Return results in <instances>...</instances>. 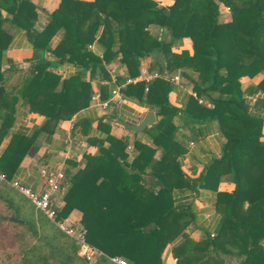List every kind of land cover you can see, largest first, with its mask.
Returning <instances> with one entry per match:
<instances>
[{
	"label": "trees",
	"instance_id": "trees-1",
	"mask_svg": "<svg viewBox=\"0 0 264 264\" xmlns=\"http://www.w3.org/2000/svg\"><path fill=\"white\" fill-rule=\"evenodd\" d=\"M219 4L228 8L230 20H219ZM36 8L31 0H0V55L9 44L4 28L9 21L26 31L37 50L48 49L50 39L61 31L51 51L59 62H70L79 70L61 80L51 69L55 62L40 58L12 95L0 75V140L19 97L29 111L44 116L32 137L11 136L0 156V171L11 178L37 133L52 132L60 120L88 107L91 81L109 79L104 62L120 55L127 77L135 78L140 58L160 53V72L190 67L198 72L193 85L198 95L218 92L209 98L212 107L190 95L183 109L173 106L168 100L172 85L162 76L126 84L125 97L154 107L160 117L144 129L149 143L135 139L134 155L128 160V138L108 134V146L100 141L98 153H86L82 167L65 172L70 185L58 217L81 211L86 240L105 259L92 264H112L108 258L115 255L131 264H163L161 255L174 241L176 264H223L226 254L243 256L239 264H264V78L244 91L239 81L264 72V0H173L167 8L158 7L155 0H60L39 31L33 28ZM153 24L166 30L171 40L186 38L191 52H173L171 41L149 31ZM93 41L103 47L102 57L88 50ZM258 93L262 96L250 104L249 97ZM177 116L189 125L192 136L205 135L197 124L216 120L225 137L221 157L198 180L186 176L178 161L184 148L176 140ZM89 124L81 119V131ZM98 125L107 128L100 121ZM224 173L232 174L231 192L217 191ZM198 185L216 190L220 219L213 235L203 230L202 238L194 240L186 231L194 224V207L185 193L190 191L193 198ZM0 264L89 263L77 255L72 239L25 197L0 183Z\"/></svg>",
	"mask_w": 264,
	"mask_h": 264
},
{
	"label": "crops",
	"instance_id": "crops-1",
	"mask_svg": "<svg viewBox=\"0 0 264 264\" xmlns=\"http://www.w3.org/2000/svg\"><path fill=\"white\" fill-rule=\"evenodd\" d=\"M155 1L158 7L164 8L169 7L173 3V0ZM31 2L37 6V19L33 28L39 31L42 30L47 23L49 19L48 13L57 7L60 0H31ZM225 11H228V13L225 14ZM1 13L4 16L6 15L3 9ZM218 17L219 20L223 22L231 18L228 8L223 4H219ZM4 28H6L10 34V40L4 53L0 55V75L2 77L3 87L9 94L12 95L17 93L23 77L27 74L33 63L40 58H44L53 63L55 62L54 67L51 69L60 76L61 80L74 75L79 70L78 66L70 62H59V58L51 51L61 39V31H58L50 39L48 49L37 50L33 48V44L27 38L24 29L10 24L9 21L4 23ZM148 29L153 35L158 36V39L163 37L167 41H171V50L173 52H179L182 49H189L191 52L190 43L186 38L171 40L166 30H161L154 24L150 25ZM88 50L97 54L99 57L103 55V47L97 41H93L89 44ZM161 59L162 55L156 52H151L141 57L139 74L132 79L137 78V81L144 80L145 82H149L158 76H162L172 85L168 93L170 104L179 109L185 107L189 95L197 99L198 103L204 104L207 107H212L209 98L217 96L218 92H205L202 95H198L193 88L194 81L199 79L198 72L192 70L190 67H180L173 71L165 70L160 72L158 61ZM103 65L105 69L111 67L116 68L118 80L120 77L121 79L127 77V70L120 61V55H116L112 60L104 62ZM86 76H88V72ZM176 77L178 78L177 80L175 79ZM262 78H264V72H260L253 77L242 76L239 79L241 89L244 91L256 85ZM206 85L207 83L205 86ZM91 86L93 93L98 94L100 101H104L109 97L111 84L106 83V79L95 78L91 81ZM258 94L249 97L250 104H253L256 98L261 97L258 96ZM146 112H153L156 122L160 118L156 115L154 107H150L147 104L129 98H127V103L124 105L117 106L110 104L107 108H102L100 105L90 100L88 107L77 112L69 120H60L52 132L37 133L31 148L22 158L18 169L12 177L20 179L34 191H42L44 189V184L38 174V169L41 165H52L63 162L65 165V172L73 173L83 166L85 159L84 155L86 153H98L100 141H103V146H108V141L106 140L108 134L118 138H128V147L126 151L128 152V160H131L134 155L132 151L133 141L139 139L144 143H149L150 135L144 130L141 132H134L127 128L126 124H137ZM261 114L264 115V109L261 110ZM83 118L90 120V124L85 131H81V126L79 125V121ZM99 121L105 124L107 128L99 126ZM43 122L44 116L37 112L29 111L28 106L19 97L13 105L10 124L0 140V156L12 135L22 134L27 137H32ZM73 122L74 126L72 127L71 124ZM174 122L178 126L176 140L181 143L184 148L183 153L178 157L180 167L186 176L198 180L205 173L206 167H208L214 159L221 157L225 137L220 132L216 120L196 125L205 131L203 137L192 136L189 125H186L179 116L175 117ZM2 124L3 119L0 117V131ZM158 155L159 151H157L155 157H158ZM11 189L16 192L13 188ZM233 189L234 183L232 174H221L218 180L217 191L231 192ZM185 194L187 198L192 201L195 214L194 224L189 226L186 230L190 237L194 240H200L203 236V230H208L210 234H214L220 219V214L215 210L216 190L213 188H203L198 185L196 186V193L193 195V198L190 197V191ZM63 204L64 201L60 200L59 207L61 208ZM81 216V211L73 209L66 217L70 221L80 222ZM174 242L169 243L161 255L163 264H176V257L172 252ZM262 247L264 249V240L262 242ZM103 259V257L97 255L95 260L89 264L94 263L96 260L103 261ZM242 259L243 256L226 254L223 264H239Z\"/></svg>",
	"mask_w": 264,
	"mask_h": 264
},
{
	"label": "built area",
	"instance_id": "built-area-1",
	"mask_svg": "<svg viewBox=\"0 0 264 264\" xmlns=\"http://www.w3.org/2000/svg\"><path fill=\"white\" fill-rule=\"evenodd\" d=\"M109 79L106 83L111 84L109 97L100 101L97 93H93L91 101L100 105L102 108L109 107L110 104L121 106L127 103V97L122 93V88L136 79L126 77L124 81L117 79V70L114 67L106 69ZM178 79L177 77L175 78ZM147 81V80H146ZM195 95V94H193ZM74 126V122L71 124ZM39 178L44 184L42 191H34L30 186L22 182L16 177H7L5 173L0 171V183L8 184L17 193L25 197L34 207V209L53 223L61 232L74 241L77 246V255L86 262H93L95 257H103V253L91 246L85 236V229L80 222L70 221L67 217L59 218V201L63 200V196L67 192L70 181L65 173V165L63 162L52 165H41L38 169ZM211 235H213L211 233ZM108 261L114 264H131L122 256H112Z\"/></svg>",
	"mask_w": 264,
	"mask_h": 264
},
{
	"label": "water",
	"instance_id": "water-1",
	"mask_svg": "<svg viewBox=\"0 0 264 264\" xmlns=\"http://www.w3.org/2000/svg\"><path fill=\"white\" fill-rule=\"evenodd\" d=\"M155 115L153 112H146L141 120L137 124H126L127 128L131 129L134 132H141L147 127L155 124ZM12 221L22 223V220L11 218ZM102 264H105L104 262Z\"/></svg>",
	"mask_w": 264,
	"mask_h": 264
},
{
	"label": "rangeland",
	"instance_id": "rangeland-1",
	"mask_svg": "<svg viewBox=\"0 0 264 264\" xmlns=\"http://www.w3.org/2000/svg\"><path fill=\"white\" fill-rule=\"evenodd\" d=\"M222 10H224V9H222ZM227 13H228V11H225V14H227ZM258 96H262V93H259ZM87 263H89V262H87Z\"/></svg>",
	"mask_w": 264,
	"mask_h": 264
}]
</instances>
